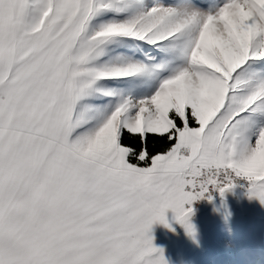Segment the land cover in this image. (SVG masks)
<instances>
[{
    "label": "snow or ice",
    "instance_id": "snow-or-ice-1",
    "mask_svg": "<svg viewBox=\"0 0 264 264\" xmlns=\"http://www.w3.org/2000/svg\"><path fill=\"white\" fill-rule=\"evenodd\" d=\"M241 182L264 0H0V264H167L152 225Z\"/></svg>",
    "mask_w": 264,
    "mask_h": 264
},
{
    "label": "rangeland",
    "instance_id": "rangeland-1",
    "mask_svg": "<svg viewBox=\"0 0 264 264\" xmlns=\"http://www.w3.org/2000/svg\"><path fill=\"white\" fill-rule=\"evenodd\" d=\"M151 228L167 264H264V205L245 191H227L189 216L191 231L166 215Z\"/></svg>",
    "mask_w": 264,
    "mask_h": 264
},
{
    "label": "built area",
    "instance_id": "built-area-1",
    "mask_svg": "<svg viewBox=\"0 0 264 264\" xmlns=\"http://www.w3.org/2000/svg\"><path fill=\"white\" fill-rule=\"evenodd\" d=\"M245 191L247 190L245 186H243L242 182L241 183H236L234 184V186L231 188V190H226L225 192L227 191ZM224 192V194H225ZM223 194V195H224ZM211 195H212V199L211 201H209L206 197H207V194L205 195L204 198H200L198 200H194L191 204V208L193 211H201L205 208H208L209 206H211L213 203H215L218 199L221 198V195L215 191V190H212L211 191ZM186 207H188V205H186Z\"/></svg>",
    "mask_w": 264,
    "mask_h": 264
},
{
    "label": "crops",
    "instance_id": "crops-1",
    "mask_svg": "<svg viewBox=\"0 0 264 264\" xmlns=\"http://www.w3.org/2000/svg\"><path fill=\"white\" fill-rule=\"evenodd\" d=\"M193 212H196V211H193V210H192V213H193ZM197 212H198V211H197ZM171 214H173V212H172L171 210H168V211L165 213V216H166V215H167V216H170ZM155 223L157 224V222H155ZM155 223H154V224H155ZM154 224H153L152 226H153V228L155 229Z\"/></svg>",
    "mask_w": 264,
    "mask_h": 264
}]
</instances>
